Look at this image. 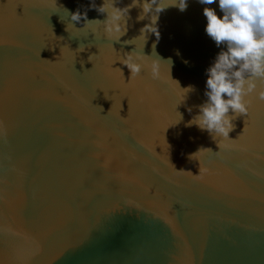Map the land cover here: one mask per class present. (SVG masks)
Here are the masks:
<instances>
[{
  "label": "water",
  "instance_id": "water-1",
  "mask_svg": "<svg viewBox=\"0 0 264 264\" xmlns=\"http://www.w3.org/2000/svg\"><path fill=\"white\" fill-rule=\"evenodd\" d=\"M91 2L0 0V264H264V101L229 139L188 123L218 0L166 8L146 42L138 8L119 42L72 27L65 9L105 19Z\"/></svg>",
  "mask_w": 264,
  "mask_h": 264
},
{
  "label": "clouds",
  "instance_id": "clouds-1",
  "mask_svg": "<svg viewBox=\"0 0 264 264\" xmlns=\"http://www.w3.org/2000/svg\"><path fill=\"white\" fill-rule=\"evenodd\" d=\"M216 2L217 0H199L203 5ZM89 7L104 14L105 19L89 20L86 12H69L65 9L69 13L72 27L76 28L73 22L79 23L81 20L84 27L95 22L103 25L110 41L119 42L128 31L131 9L138 8L140 11L136 20L148 21L139 30V36H144L146 42L148 33L153 34L157 41L160 38L159 14L168 7H176L183 12L187 8V0H171L168 4L161 0H131V3L123 7L118 6L117 0H102L100 5L92 0ZM218 7L222 13L219 16L213 8H203L205 32L218 47H224L205 70L204 95L207 99L197 106L198 113L188 123L196 125L202 131L206 130L213 135V139L215 136L229 139V132L235 127L232 120L248 113L245 97L255 93L264 101V0H218ZM78 49L84 51L85 46L80 45ZM134 52L126 53V58L121 61L129 69L130 76H138L142 71V65L137 62L140 57H134ZM170 65L171 60L168 61L169 68ZM157 67L153 66V76L157 75ZM185 89L186 94L194 91L192 86ZM230 110L232 116L228 115ZM181 119L182 115L179 113L177 122ZM2 126L0 122V127Z\"/></svg>",
  "mask_w": 264,
  "mask_h": 264
}]
</instances>
